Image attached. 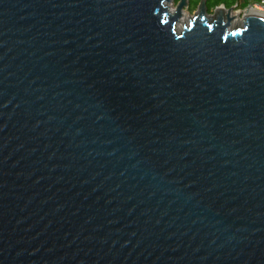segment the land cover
I'll use <instances>...</instances> for the list:
<instances>
[{
    "label": "water",
    "instance_id": "95a60500",
    "mask_svg": "<svg viewBox=\"0 0 264 264\" xmlns=\"http://www.w3.org/2000/svg\"><path fill=\"white\" fill-rule=\"evenodd\" d=\"M174 1L0 0V264H264V15Z\"/></svg>",
    "mask_w": 264,
    "mask_h": 264
},
{
    "label": "trees",
    "instance_id": "16d2710c",
    "mask_svg": "<svg viewBox=\"0 0 264 264\" xmlns=\"http://www.w3.org/2000/svg\"><path fill=\"white\" fill-rule=\"evenodd\" d=\"M257 0H207L206 6L209 14H212L214 10L220 6H224L226 9L236 7L239 10H245L252 4H255ZM176 3L179 0H175ZM201 0H189V11L194 13L197 11Z\"/></svg>",
    "mask_w": 264,
    "mask_h": 264
},
{
    "label": "bare ground",
    "instance_id": "6f19581e",
    "mask_svg": "<svg viewBox=\"0 0 264 264\" xmlns=\"http://www.w3.org/2000/svg\"><path fill=\"white\" fill-rule=\"evenodd\" d=\"M171 6H172V5L169 6V11H170V13H174L175 10L173 9V6H172V7H171ZM246 14H247V15H257V14H259V13H258V11H256V10H250V9H249V10L246 12ZM231 15H232V17L235 16L233 13H232ZM234 18H235V17H234ZM190 20H191V19L187 18V17H186V14L183 13V15H182V17H181L179 23L177 24V31H178V32H181V31L184 29V27L187 28V25L190 23ZM184 23H185V24H184ZM236 23L239 24V25H242V22H241V21H236ZM233 24H234V23H233Z\"/></svg>",
    "mask_w": 264,
    "mask_h": 264
},
{
    "label": "rangeland",
    "instance_id": "374dc122",
    "mask_svg": "<svg viewBox=\"0 0 264 264\" xmlns=\"http://www.w3.org/2000/svg\"><path fill=\"white\" fill-rule=\"evenodd\" d=\"M172 6H173V9L175 10L176 9V6H177V3L174 1V4H172ZM171 6V7H172ZM184 13L186 14V17L187 18H189V19H192L194 16H195V13H196V11L194 12V13H191L190 11H189V9L187 8V9H185V11H184ZM213 14V13H212ZM233 14L235 15L234 17H235V20L236 21H241L242 22V20H243V17H244V15L246 14L245 13V11L244 10H239V9H235V11L233 12ZM191 21V20H190ZM236 21H234V22H236ZM232 25H234L233 23H232ZM238 26H241V25H239V24H237ZM188 26V25H187ZM237 27H233V29H236Z\"/></svg>",
    "mask_w": 264,
    "mask_h": 264
},
{
    "label": "built area",
    "instance_id": "2783aa9c",
    "mask_svg": "<svg viewBox=\"0 0 264 264\" xmlns=\"http://www.w3.org/2000/svg\"><path fill=\"white\" fill-rule=\"evenodd\" d=\"M249 7H252V10L258 11L259 14L264 15V0H257L255 4H252Z\"/></svg>",
    "mask_w": 264,
    "mask_h": 264
}]
</instances>
